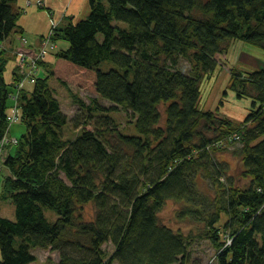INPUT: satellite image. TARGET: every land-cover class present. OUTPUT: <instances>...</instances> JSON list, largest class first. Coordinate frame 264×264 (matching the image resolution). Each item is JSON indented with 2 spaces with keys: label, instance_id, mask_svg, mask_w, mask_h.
I'll return each mask as SVG.
<instances>
[{
  "label": "trees",
  "instance_id": "obj_1",
  "mask_svg": "<svg viewBox=\"0 0 264 264\" xmlns=\"http://www.w3.org/2000/svg\"><path fill=\"white\" fill-rule=\"evenodd\" d=\"M17 1L0 0V148L9 147L10 170L1 196L16 217L0 216V264L34 262L36 248L58 251L59 264H185L199 238L216 249L209 264H264V69L229 68L228 88L253 99L241 124L201 106L202 84L232 42L264 49V0H90L88 16L54 29L31 90L18 89L24 76L16 71L10 83L4 76L1 46L19 32ZM48 47L56 63L45 60ZM18 52L38 56L26 45ZM108 61L114 67L102 69ZM54 77L97 97L71 94L79 111L69 117L50 85ZM15 109L26 131L5 146ZM117 110L132 116L137 134L121 129L111 115ZM69 122L77 133L65 138ZM237 143L230 175L216 153ZM169 200L185 202L178 215L192 229L161 222ZM92 203L95 216L84 220L82 205Z\"/></svg>",
  "mask_w": 264,
  "mask_h": 264
},
{
  "label": "rangeland",
  "instance_id": "obj_2",
  "mask_svg": "<svg viewBox=\"0 0 264 264\" xmlns=\"http://www.w3.org/2000/svg\"><path fill=\"white\" fill-rule=\"evenodd\" d=\"M31 11L29 15L26 13L23 14L20 18L21 23L25 24L27 26V29L29 32L25 34V38L27 42L34 43L37 40H39V35L44 33L46 36L49 33V29L51 27V23L48 21V24L46 23L45 19L42 18V16H47L46 12L37 13L36 10L43 11V8L40 7V9L37 7V5H33L29 8ZM41 25L38 26V24ZM52 22L55 23L54 20ZM47 24V27H46ZM50 24V25H49ZM38 26V27H37ZM39 34L36 36V34ZM41 36V35H40ZM9 38V37H8ZM16 39L17 47L22 45L21 43L25 40H18V37L13 33L10 36V39L3 41L4 48L6 49V54H8V58L4 69V76L8 83L13 81L14 79V72L16 71L19 75L23 74V62L25 59H23V53L17 52V54H14L13 51L10 49V40ZM43 42V41H42ZM66 40H59L58 45L59 47L63 48L65 46ZM67 44V43H66ZM34 45V44H33ZM42 45V44H41ZM34 46H37L35 44ZM56 46V47H57ZM2 47V46H1ZM41 49V46H40ZM60 49V48H59ZM48 55L46 56V60L48 63H56L54 52H50V48L47 49ZM227 55V56H226ZM219 55L220 59V65H218L217 70L213 74V76L209 79H207L202 84L203 94L201 97V106H203L205 109L210 110H221L222 116H226L232 120L236 124H241L245 121L246 117L251 112V105H252V98L248 97H241L238 98L236 96V93L228 88L229 81H230V73L229 68L233 65L241 66L243 70L250 71L254 69H264V49L261 47H257L251 43H245L240 40L232 42V45L228 49L227 54ZM23 59V60H22ZM37 66V65H36ZM35 66V67H36ZM24 67L28 69L25 65ZM102 69L107 70L110 67H114V64L110 61L104 62L101 65ZM180 68H182L183 71H188V63L187 61H182L180 64ZM38 73L43 75L44 68L43 66L38 68ZM28 70H26L27 73ZM26 86H29L30 89L34 87V84L32 83V76L26 77ZM210 80V81H209ZM70 88L67 86H64L61 84L56 77L51 78L50 85L53 89H55V93L57 97L59 98L61 102L62 109L65 114H67L69 117H74V115L79 111L78 105H75L73 103V98L71 94H79L82 99L85 102H88L90 99L97 97L96 94L91 92L89 89H86L84 87L79 86L78 84L69 83ZM227 91V94L224 95V92ZM18 92V90H16ZM14 103L16 100H13ZM101 104L105 105L106 107L110 108L113 106V103H109L106 100H101ZM160 110L162 113V120L161 124L165 125V105L160 106ZM18 110H13V114L11 117V123L14 122V128H13V134H9L8 137L3 141L5 146H8V143H11L12 145L15 144L17 141V137L21 136L23 132L26 131L24 123L17 121L16 117L18 118ZM111 115H113L118 123L120 125L121 129L129 135L137 134L135 126L133 124H130L129 122L132 119V116L130 114H126L123 110H117L115 112H111ZM64 136L65 138L69 137L72 138L76 135L77 131L75 130L72 125L67 124V126L64 127ZM17 136V137H16ZM2 145V144H1ZM240 144H232L230 147H228L227 150H221V152H217L216 159L225 167L228 168L227 174L233 175L235 170L238 168V154L234 153V150L237 149V147ZM7 148V149H6ZM3 148V146L0 148V216L10 218L11 220H15V206H13L12 202L9 199H6L5 197L1 196L2 190L4 188L3 181L4 178L7 175H10V170L6 166L5 161L8 155V148ZM225 180V178H223ZM241 184H244L245 181H239ZM205 193L209 195H213L214 189L213 187H210V183L208 180H205V182L201 185ZM185 202H177L175 200H169L164 207L160 210L159 217L161 222H164L169 227H173L174 229L183 228L185 232L192 229L195 225L193 221H189L188 219L179 217V211L182 205ZM81 212L84 216V220L92 221L95 214V206L94 204H85L82 205ZM46 216L51 221H55L58 216L56 213L52 212L51 210H46ZM225 220V219H224ZM223 220V222H224ZM224 240H228V236L226 235ZM230 242V241H228ZM227 242V243H228ZM104 248L106 249L107 253L110 254L113 251V246L110 243H106L104 245ZM33 253L37 256L36 261L31 262L29 264H59L60 259V253L58 251H53L51 249H33ZM189 256L187 261H185V264H209L213 261L216 254V249L213 246L212 242L207 240L206 238H199L195 241V243L192 245L188 252ZM174 264H180V263H174Z\"/></svg>",
  "mask_w": 264,
  "mask_h": 264
},
{
  "label": "crops",
  "instance_id": "obj_3",
  "mask_svg": "<svg viewBox=\"0 0 264 264\" xmlns=\"http://www.w3.org/2000/svg\"><path fill=\"white\" fill-rule=\"evenodd\" d=\"M33 5H37V7L39 9H40V7L43 8V11L36 10L37 13L40 14L42 12H46L47 16L43 15L42 18L45 19L47 24H48V21L52 24L50 29H49L50 31L47 34V36L52 31V27H53L52 20L55 21L57 29H62L64 26H66L71 21L77 22V21L83 20L86 16H88V14L91 11L90 0H18L16 2V8L23 10L22 15L25 13L27 15H29V13L31 11L29 8ZM20 18H19V25H20L19 26V32L14 33V34L18 37V40H20L21 42H22V40H25V41H23L21 43L22 45H20L19 47H17V49H15V47L17 46V42H16V39L13 38L12 41L10 40V42H9L10 43V49L13 51L14 54H17V52L20 50V48L23 45H26L28 47H32L36 52H41L42 48H43V46H42L43 42L42 41L47 36L42 32L40 34L41 36L37 33L36 36L39 35V40H37L34 43L29 44L25 38V34L27 32H29V30L27 29V26L25 24L21 23ZM39 23L40 24H38V26L41 25V22H39ZM47 24H46V27H47ZM8 39H10V37ZM6 42H8V40ZM33 44L34 45L37 44V46H34ZM57 45H58V43H57ZM40 46H41V49H40ZM2 47H4V44L2 45ZM46 52H47V50H46ZM21 76L22 75H20V77ZM26 82H27L26 80L22 82V85L25 87H26ZM27 89L31 90L29 88V86H27Z\"/></svg>",
  "mask_w": 264,
  "mask_h": 264
},
{
  "label": "built area",
  "instance_id": "obj_4",
  "mask_svg": "<svg viewBox=\"0 0 264 264\" xmlns=\"http://www.w3.org/2000/svg\"><path fill=\"white\" fill-rule=\"evenodd\" d=\"M56 28V24L53 22V27H52V31H51V33L47 36V38L46 39H44V45H43V48H42V51L41 52H38V56L37 57H34V56H25L24 55V57H23V59H25L24 61H22L23 62V64L28 68V69H26L25 67H24V65H23V76H24V78H21L20 79V82L18 83V89L20 90L21 89V85H22V82L23 81H25L24 79H26V77H30V76H32L31 74H32V72L34 71V69L37 67L36 66V60H37V58H42V56L44 55V50L46 49V46L49 44L50 45V43H51V41H50V38L52 37V34L54 33V29ZM54 45V44H53ZM22 59V60H23ZM36 66V67H35ZM26 70H28L27 71V73H26ZM32 80L34 81V78H33V76H32ZM17 93L15 94V95H13L12 97H14V99L17 101ZM17 118V117H16ZM16 140V139H15Z\"/></svg>",
  "mask_w": 264,
  "mask_h": 264
}]
</instances>
